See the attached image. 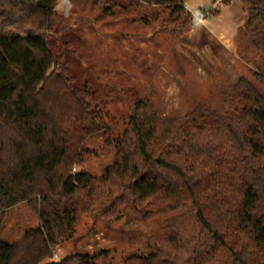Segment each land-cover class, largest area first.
<instances>
[{
    "label": "trees",
    "instance_id": "16d2710c",
    "mask_svg": "<svg viewBox=\"0 0 264 264\" xmlns=\"http://www.w3.org/2000/svg\"><path fill=\"white\" fill-rule=\"evenodd\" d=\"M88 1L135 31L178 39L192 26L182 0ZM239 1L240 51L258 65L181 118L137 100L116 133L92 78L71 68L76 41L56 37L69 21L55 0H0V216L27 204L39 218L13 243L0 222V264H106L101 251L47 262L79 239L84 219L123 218L165 226L119 264H264V0ZM111 153L102 175L74 172Z\"/></svg>",
    "mask_w": 264,
    "mask_h": 264
},
{
    "label": "rangeland",
    "instance_id": "374dc122",
    "mask_svg": "<svg viewBox=\"0 0 264 264\" xmlns=\"http://www.w3.org/2000/svg\"><path fill=\"white\" fill-rule=\"evenodd\" d=\"M182 2L188 11L202 12L205 24L197 29L189 25L188 33L172 39L102 18L88 0H55L57 14L69 21L66 31L56 37L65 35L76 41V64L71 68L92 78L91 88L107 103L105 113L116 133L134 113L137 100H146L164 118H181L200 104L227 97L248 66L255 68L254 63L260 62L258 56L240 51L245 4L239 0L228 5L222 0ZM102 141L101 136H94L90 146L98 149ZM113 161L112 153L91 158L74 172L86 169L100 176ZM0 222L2 240L7 243L19 241L39 226L38 216L27 204L5 212ZM164 226L165 220L123 218L106 225L84 219L76 230L79 239L66 244L47 263L60 262L74 253L101 251L107 253L101 259L106 264H119L128 255L144 254L149 239L161 234Z\"/></svg>",
    "mask_w": 264,
    "mask_h": 264
},
{
    "label": "built area",
    "instance_id": "2783aa9c",
    "mask_svg": "<svg viewBox=\"0 0 264 264\" xmlns=\"http://www.w3.org/2000/svg\"><path fill=\"white\" fill-rule=\"evenodd\" d=\"M189 13L191 14V17H192V27L193 28L197 29L199 27H202L205 24L206 17L204 16L202 12L196 9V10L189 11Z\"/></svg>",
    "mask_w": 264,
    "mask_h": 264
}]
</instances>
